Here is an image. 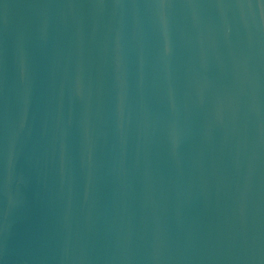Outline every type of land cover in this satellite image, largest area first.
<instances>
[{
    "label": "water",
    "instance_id": "95a60500",
    "mask_svg": "<svg viewBox=\"0 0 264 264\" xmlns=\"http://www.w3.org/2000/svg\"><path fill=\"white\" fill-rule=\"evenodd\" d=\"M0 264H264V0H0Z\"/></svg>",
    "mask_w": 264,
    "mask_h": 264
}]
</instances>
